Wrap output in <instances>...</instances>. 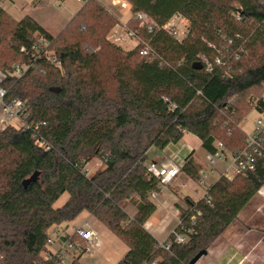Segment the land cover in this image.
<instances>
[{
  "label": "trees",
  "instance_id": "trees-1",
  "mask_svg": "<svg viewBox=\"0 0 264 264\" xmlns=\"http://www.w3.org/2000/svg\"><path fill=\"white\" fill-rule=\"evenodd\" d=\"M122 1L132 14L126 26L141 40L129 52L105 39L119 20L101 1L88 0L56 36L31 16L17 21L0 8L1 70L32 63L39 35L62 65L41 58L3 84L6 102L24 103L29 127L0 130V264H57L44 255L49 230L83 213L128 247L118 264H189L264 187L263 158L254 172L211 184V204L186 198L169 249L145 228L157 210L151 193L161 189L148 171L151 149L163 151L191 133L207 152L221 142L235 153L246 146L241 122L251 110L264 112L263 95L248 99L249 112L241 105L248 92L264 89V0ZM138 13L157 26L153 34ZM177 14L189 23L182 40L165 30ZM145 43L155 54L141 55ZM217 56L227 64L206 72L203 59ZM93 159L104 166L87 175ZM199 169L190 155L181 172L198 180ZM65 193L67 202L55 208Z\"/></svg>",
  "mask_w": 264,
  "mask_h": 264
},
{
  "label": "built area",
  "instance_id": "built-area-1",
  "mask_svg": "<svg viewBox=\"0 0 264 264\" xmlns=\"http://www.w3.org/2000/svg\"><path fill=\"white\" fill-rule=\"evenodd\" d=\"M77 1L85 4L88 0ZM56 4L59 5L58 3ZM112 4L114 6L120 4L124 7L127 6V3H122L117 0H114ZM9 7H18L20 10L25 11L31 9V4L28 0H0V8L7 11ZM135 19L140 22V26L146 25L150 34H153L156 31L157 26L146 14L138 13L135 16ZM188 27V20L182 14H177L171 19L169 24L165 27V30L177 40H182L188 34ZM122 34H124V36H122ZM122 34L117 37L118 35L115 33V35H113L114 40L119 42L121 40L129 39L136 40L137 44L141 43V40L137 37L136 32L126 28V26L122 29ZM232 43V40H228L227 42L229 46H231ZM151 53H154L153 49L145 43L141 49V55L149 56ZM31 54L32 63L44 58L55 67H62L55 52L51 49L50 41L42 35H39L36 38L31 48ZM236 59H238V56ZM32 63L18 64L12 69H7L5 71L0 69V110L2 113L1 129L11 125L12 120L14 119L20 122L22 126H25L26 128L29 127L27 122L28 114L24 103L21 100L6 102L5 99L8 91L3 87V84L8 79L22 78L31 68ZM225 64L227 63H225L222 56H217L214 60H208L206 58L203 59L204 70L208 73H213L215 67ZM165 101H167V99ZM259 114H261L262 118L257 119L254 123L253 131L250 134H246V146L243 150L230 153L227 151L223 143L216 142L215 151L207 152L206 163L208 168H202L199 170V178L197 180L198 185L206 186L208 184V174L215 171L219 172V178L226 177L227 179H232L236 176L247 175L256 170L259 160L264 158V112ZM219 165L222 167V170L218 168ZM147 167L148 171L158 178L161 188L167 187L172 182L173 178L181 172V166L177 165L171 159L163 162L151 161ZM84 171L86 173L88 172L86 166L84 167ZM210 186L211 185L206 187L205 194L202 197V199H204L208 204H211V199L208 194ZM157 193L158 192L151 193L152 200L156 198ZM191 220L195 221L196 215H192ZM175 236L177 242H186V238L182 235L175 233ZM161 246L165 249H169V244L167 242L162 243ZM101 247L102 240L98 231L87 222H84L83 224L73 228V232L66 235L63 239L56 240L55 238L49 237L47 241L48 250L46 252V258L54 260L57 264H63V261L69 258H72L73 261L76 257L92 255L94 252L100 250ZM49 249L52 250L49 251ZM151 264L157 263L153 262Z\"/></svg>",
  "mask_w": 264,
  "mask_h": 264
},
{
  "label": "crops",
  "instance_id": "crops-1",
  "mask_svg": "<svg viewBox=\"0 0 264 264\" xmlns=\"http://www.w3.org/2000/svg\"><path fill=\"white\" fill-rule=\"evenodd\" d=\"M28 1L32 6L31 11L29 12L22 11L18 7H9L7 11L9 12L11 9L15 10L13 15H11L17 21H20L27 15L31 16L40 24V26L54 36L58 35L67 26L70 20L74 18L83 6V4L80 3V6L75 7L72 3L73 0H50L53 1L55 6L65 8V14L63 17H66V21L63 24L60 23L58 26V32L53 33L51 31V25L44 21L48 17H45V15H47L45 10H48L49 8V4L46 3L47 1ZM100 1L118 18L119 24L113 29V32L116 33V35H121L122 29L127 25V21L130 18V6L127 5L124 7L121 4L114 6L112 4L114 0ZM59 18L62 19V16L59 15ZM136 46L137 45H135V47ZM187 138H194L202 145V142L195 135L187 133L180 143L171 144L163 151L151 149L149 152L150 161L163 162L171 159L177 165L182 167L186 159L191 155V159L194 163L202 166L196 161V150ZM198 190V183L182 172L174 177L167 187L161 188L157 193L156 198L153 200L157 205V210L146 222L145 228L159 241L160 244L166 242L170 234L173 233L175 228L179 225L181 210L187 208L185 199L190 198L192 201L196 202L202 199L205 194V189L202 190L199 195L197 194ZM250 207L251 210L249 209ZM134 213L135 210L132 209L131 214ZM86 217L94 218L90 214H87ZM75 220L69 225L74 224ZM94 220L96 219L94 218ZM84 221H87V219ZM96 222L99 223L98 220H96ZM99 224L102 226L101 223ZM72 226L77 227L78 225ZM73 227L72 229H69L68 225L65 228L62 226H53L50 230H54L56 233L55 239L59 240L63 239L66 235L71 234L73 232ZM50 250L52 249H49V251ZM196 264H264V187L261 188L255 198L238 215L233 224L216 239L207 250V254Z\"/></svg>",
  "mask_w": 264,
  "mask_h": 264
},
{
  "label": "rangeland",
  "instance_id": "rangeland-1",
  "mask_svg": "<svg viewBox=\"0 0 264 264\" xmlns=\"http://www.w3.org/2000/svg\"><path fill=\"white\" fill-rule=\"evenodd\" d=\"M46 1H47L46 3L49 4V8H48V10H45V13L47 14V15H45V17L46 16H48V17L44 21L47 22L48 24H50L51 25L50 26L51 31L53 33H56L59 30L57 28H59L58 26L60 25V23L63 24L66 21V17H63L65 14V8L55 6L53 4V1H50V0H46ZM121 2L126 3L124 1H121ZM72 3L74 4L75 7L81 5L76 0H73ZM31 8H32V6H31ZM29 11H31V9L25 10V12H29ZM14 12H15V10L11 9L8 12V14L10 16H12ZM59 15L62 16V19L59 18ZM129 15H130L129 16L130 18L128 17L129 18L128 21L132 18V14H129ZM124 21H126V20H124ZM126 28H127V26H126ZM113 29L106 33L105 39H108V41L111 44L120 47V49H122L125 52L132 51L135 48V45H137L136 40H130L129 41V39H125V40H121L119 42H116L113 38V35H115V33L113 32ZM122 36H124V34H122ZM117 37H119V35ZM127 40H128V42H127ZM125 41H126V43H125ZM1 53L4 54V58L2 61H7L9 63L10 62L9 59L6 58V55L9 56V58H10L9 49L2 50ZM261 95L264 96V89H257V90H253L251 92H248L246 94V96L242 98L243 100L241 101V105L243 108L246 109L245 110L246 112H249V110H250V107L248 105V99H250L252 97H261ZM260 118H262V116H261V114H259V112H257L256 110H251L247 114L245 119L241 122V124H240L241 129L244 131V133L250 134L253 131L254 123L256 122L257 119H260ZM1 121H2V113L0 110V130L2 127ZM11 125L16 127V128L21 126L20 122H18L15 119L12 120ZM187 140L193 145V147L196 150L195 159L198 163H200L202 165V166H200V168H208L207 163H206V155H207L206 150L202 147V145L200 144V142H198V140H196L194 138H187ZM103 166L104 165H103V162L101 160L93 159L92 161H90L86 165L88 175H93L95 172L101 170L103 168ZM218 168L220 170H222V167L220 165L218 166ZM180 173H182V172H180ZM219 175L220 174L217 171H215L213 173H209L207 176L208 184L206 186L199 185V190L197 191V194L198 195L201 194V191L204 189L206 191V187L213 184L214 182H216V180L219 179ZM195 181L197 182V180H195ZM195 196H197V195H195ZM68 198H69L68 193L63 194L60 197V199L55 203V208H59V207L63 206L67 202ZM249 209L251 210V207ZM87 214L88 213L81 214L75 220V223L68 225V227H69V229H72V227H73L72 225H78L79 226V224L81 225L84 222H87L88 224L93 226L98 231L99 236L102 240V247L100 250L94 252L92 255L80 256V258H79L80 262L82 264H118V262L120 260H122L123 257L126 255V252H128V247L119 238H117L116 235L113 234V232L108 227L103 225L101 222H99V223H101L102 226L98 222H96L97 219L94 220V218H87L86 217ZM86 219H87V221H84ZM62 227L65 228L67 226H62ZM75 227H73V228H75ZM49 234H50L49 237H51V238L56 237V233L54 232V230H49ZM44 255L46 256V253ZM71 261H72V258L66 259L63 261V264H69Z\"/></svg>",
  "mask_w": 264,
  "mask_h": 264
},
{
  "label": "water",
  "instance_id": "water-1",
  "mask_svg": "<svg viewBox=\"0 0 264 264\" xmlns=\"http://www.w3.org/2000/svg\"><path fill=\"white\" fill-rule=\"evenodd\" d=\"M199 68L201 65L199 64ZM37 175H34L31 180H34ZM28 182V181H27ZM207 254V250L200 251L190 262L189 264H196L203 256Z\"/></svg>",
  "mask_w": 264,
  "mask_h": 264
}]
</instances>
